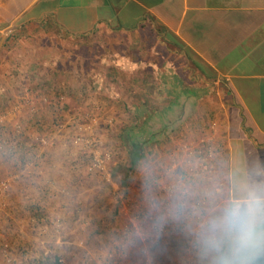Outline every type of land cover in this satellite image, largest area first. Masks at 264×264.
I'll return each instance as SVG.
<instances>
[{"label":"rangeland","instance_id":"1","mask_svg":"<svg viewBox=\"0 0 264 264\" xmlns=\"http://www.w3.org/2000/svg\"><path fill=\"white\" fill-rule=\"evenodd\" d=\"M11 1L0 0V16ZM13 29L3 21L0 40L27 30ZM33 29L0 48V264H198L191 238L175 232L151 260L121 255L116 240L142 207L146 167L163 178L188 161L193 177L226 182L218 102L229 93L176 57L162 61V76H146L112 56L105 33ZM171 79L182 90H166ZM127 133L145 155L132 171Z\"/></svg>","mask_w":264,"mask_h":264},{"label":"crops","instance_id":"2","mask_svg":"<svg viewBox=\"0 0 264 264\" xmlns=\"http://www.w3.org/2000/svg\"><path fill=\"white\" fill-rule=\"evenodd\" d=\"M17 11L9 22L14 31L108 34L112 56L132 59L146 76H162L168 57L189 61L202 81L216 78L229 93L218 107L226 116L223 154L230 172L264 165V0H29ZM27 30L15 39L3 35V43L27 37ZM164 82L166 90H182L180 80ZM142 83L155 91L160 86Z\"/></svg>","mask_w":264,"mask_h":264},{"label":"clouds","instance_id":"3","mask_svg":"<svg viewBox=\"0 0 264 264\" xmlns=\"http://www.w3.org/2000/svg\"><path fill=\"white\" fill-rule=\"evenodd\" d=\"M168 168L161 178L146 167L143 201L132 226L116 245L121 255L138 252L149 260L166 251L171 232L192 240L198 264H264V165L237 166L226 182Z\"/></svg>","mask_w":264,"mask_h":264},{"label":"trees","instance_id":"4","mask_svg":"<svg viewBox=\"0 0 264 264\" xmlns=\"http://www.w3.org/2000/svg\"><path fill=\"white\" fill-rule=\"evenodd\" d=\"M12 4L10 7H8L7 11L5 13L1 14V18L5 23H8L12 21L13 17L18 14L17 9L22 8L26 3L29 2V0H12ZM16 35L15 33L11 34L8 36L7 39L9 38H15ZM125 138V143L128 145V170L132 171L136 167H138L140 161L144 159L145 155L141 149L140 144L136 141L131 139V136L129 133L126 134ZM127 170V173L129 172Z\"/></svg>","mask_w":264,"mask_h":264},{"label":"water","instance_id":"5","mask_svg":"<svg viewBox=\"0 0 264 264\" xmlns=\"http://www.w3.org/2000/svg\"><path fill=\"white\" fill-rule=\"evenodd\" d=\"M5 36L2 37V39L0 40V47L2 46L3 42H4Z\"/></svg>","mask_w":264,"mask_h":264}]
</instances>
